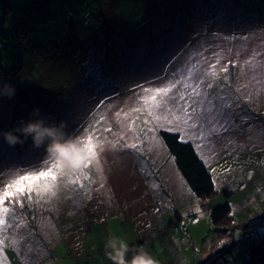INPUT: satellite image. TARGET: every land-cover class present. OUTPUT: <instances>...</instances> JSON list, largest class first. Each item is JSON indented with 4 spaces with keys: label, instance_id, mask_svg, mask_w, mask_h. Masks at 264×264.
Here are the masks:
<instances>
[{
    "label": "rangeland",
    "instance_id": "rangeland-1",
    "mask_svg": "<svg viewBox=\"0 0 264 264\" xmlns=\"http://www.w3.org/2000/svg\"><path fill=\"white\" fill-rule=\"evenodd\" d=\"M0 77L16 86L0 133L44 117L96 144L87 179L5 201L0 264H111L109 234L160 264L248 261L264 220V0H0ZM169 120L214 196L186 181L160 133ZM51 164L31 138L0 136V191ZM226 198L234 221L215 224L209 209Z\"/></svg>",
    "mask_w": 264,
    "mask_h": 264
},
{
    "label": "clouds",
    "instance_id": "clouds-1",
    "mask_svg": "<svg viewBox=\"0 0 264 264\" xmlns=\"http://www.w3.org/2000/svg\"><path fill=\"white\" fill-rule=\"evenodd\" d=\"M16 86L0 77V98L13 99ZM29 116L40 117V109L34 108ZM66 121L46 124L45 118L28 119L21 117L12 129L0 133L9 147L23 145L29 138L32 147L43 149V162L55 163L61 171L76 172L88 166L93 159L92 144L86 133L68 134L64 131ZM104 254L111 264H160V261L146 248H131L128 242L116 235L109 234L104 242Z\"/></svg>",
    "mask_w": 264,
    "mask_h": 264
},
{
    "label": "trees",
    "instance_id": "trees-1",
    "mask_svg": "<svg viewBox=\"0 0 264 264\" xmlns=\"http://www.w3.org/2000/svg\"><path fill=\"white\" fill-rule=\"evenodd\" d=\"M160 133L194 193L204 198L214 196L216 193L214 176L193 142L181 139V133L177 131L161 129ZM230 192L226 190L225 194L228 195ZM233 207L234 204L228 198L212 206L209 209L211 221L215 224L231 225L234 221ZM261 225V232L246 247L248 261L245 264H264V220L261 221Z\"/></svg>",
    "mask_w": 264,
    "mask_h": 264
},
{
    "label": "snow or ice",
    "instance_id": "snow-or-ice-1",
    "mask_svg": "<svg viewBox=\"0 0 264 264\" xmlns=\"http://www.w3.org/2000/svg\"><path fill=\"white\" fill-rule=\"evenodd\" d=\"M158 91L163 92L166 90L159 89ZM168 124L169 128L167 130H175L178 133L181 132V129L178 126L173 128L171 120L168 121ZM180 138L183 139V135H181ZM88 139L91 142L93 149L91 155L92 157H95L96 144L93 143V138L91 135L88 136ZM125 147H131L133 149H136L138 146L136 144H131L125 145ZM198 147H200V145H198ZM91 163L92 159L89 160L88 165ZM65 175L69 176L73 184H75L81 178L87 179V175L79 171H77L74 176L72 175V173H66L65 171H61L60 166L55 163H52L49 167H46L37 172H28L23 175H19L10 184L6 185L3 191H0V214L7 213L9 211V209L5 207V201H11L13 197L16 198L15 201H12L13 203H19L21 206H23V200L31 199V193L34 189L38 190L40 188L41 182H47V184L45 185V190L50 191L51 195L55 196L56 192L54 189L57 187V181L61 176ZM3 222V220H0V224H2Z\"/></svg>",
    "mask_w": 264,
    "mask_h": 264
}]
</instances>
